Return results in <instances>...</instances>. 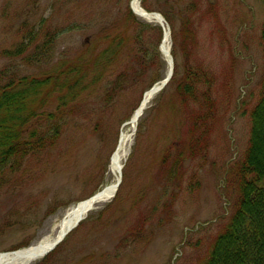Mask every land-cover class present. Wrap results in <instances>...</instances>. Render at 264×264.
Wrapping results in <instances>:
<instances>
[{
  "label": "rangeland",
  "instance_id": "rangeland-1",
  "mask_svg": "<svg viewBox=\"0 0 264 264\" xmlns=\"http://www.w3.org/2000/svg\"><path fill=\"white\" fill-rule=\"evenodd\" d=\"M129 2L0 0V52L40 27L52 37V62L25 66L17 60L23 75L45 74L60 61L100 51L106 43L101 26L128 41L114 75L103 78L92 96L61 109L66 121L55 144L26 158L3 180L0 253L54 238L68 209L114 180L110 158L121 137L122 184L114 197L88 212L51 253L32 264H200L230 220L238 197L234 169L247 148L250 113L262 89L264 4L138 0L142 9L141 2L153 13L166 14L167 27L174 28L170 58L176 73L132 126L135 108L166 73L167 63L153 30L140 43L132 39L137 25L125 22ZM186 24L191 38L182 42ZM3 58L0 70L8 65ZM189 66L212 76L209 86H198L209 89L210 103L200 92L196 104L178 94L176 85L188 76ZM117 81L124 88L106 102L105 85ZM56 107L51 100L45 109ZM175 146L182 149L167 158Z\"/></svg>",
  "mask_w": 264,
  "mask_h": 264
},
{
  "label": "trees",
  "instance_id": "trees-1",
  "mask_svg": "<svg viewBox=\"0 0 264 264\" xmlns=\"http://www.w3.org/2000/svg\"><path fill=\"white\" fill-rule=\"evenodd\" d=\"M141 6L147 11L153 9L143 2ZM161 15L170 23L166 14ZM125 22L137 25L133 40L140 43L141 38H144L143 34L153 30L159 44L162 36L159 26L139 21L129 10L126 12ZM39 29L34 35L22 38L18 44L4 50L0 55L11 60L20 59L25 66H40L52 62L49 37L47 34L40 36L42 28ZM174 35V28L171 26L173 39ZM182 37L185 42L189 41L184 39V33ZM102 40L106 42L104 48L91 55V60L82 55L76 60L82 66L80 73H74L73 69L68 70L61 62L53 66L50 72L38 76H22L11 65L0 70V189L3 180L10 179L26 158L55 144L61 134L62 124L66 121L61 109L66 108L70 102L77 103L76 99L80 96H92L107 73L114 75V64L125 53L128 41L120 34L105 36ZM261 44L264 59V22L261 28ZM155 50L160 62V55ZM126 52L131 57L132 51ZM146 55L145 50L143 57L147 59ZM109 64H112L109 72L102 74L100 67H107ZM89 68L93 70L90 71ZM198 70L201 69L195 70L193 66H189L186 69L188 76L180 80L176 90L186 100L196 99L197 92H200L202 101L208 104L211 101L209 89L200 90L199 87L209 86V76ZM173 78L174 76L171 82ZM113 84L105 85V100L109 99L106 97ZM51 100L57 103L53 112L45 109ZM199 121L200 118L194 121V128ZM234 171L239 190L233 214L201 264H264V75L260 97L250 113L247 148Z\"/></svg>",
  "mask_w": 264,
  "mask_h": 264
},
{
  "label": "bare ground",
  "instance_id": "bare-ground-1",
  "mask_svg": "<svg viewBox=\"0 0 264 264\" xmlns=\"http://www.w3.org/2000/svg\"><path fill=\"white\" fill-rule=\"evenodd\" d=\"M261 1L264 4V1L263 0H261ZM129 3H130V5L127 6V8H128L127 11L129 10V11H131V13L133 15L135 14L134 17L137 16V17L142 18L144 20L154 21L158 24L163 25V36H162V40L160 42L159 49H160L162 56L165 57L166 63H167L166 73L163 74V76H159L155 79V85L144 93L140 104L135 108V110L132 114V117L130 118V124L132 126H134L137 123L140 116L142 115V113L145 110L149 101L155 96V94L158 91H160V89H162L163 87L167 86L170 83L171 78L175 75L176 72H175V68H173L171 58H170V44H171L170 31L164 25L162 18L160 16H158V13L157 14L152 13V12L147 13L146 11H144L140 7L138 0H131V2H129ZM189 30L190 29L187 25L184 26V39L185 40L190 39V37H189L190 31ZM37 31H31L28 34H29V36H31V34L34 35ZM100 32H102L101 33V35H102L101 40L105 36L111 37V33L106 31V28H104L102 26L100 28ZM40 35H45V34H42V32H41ZM36 38H38V37H36ZM260 38H261V34H260ZM48 41L50 42V44L52 46V49L50 50L51 55L54 56L52 37H50ZM182 42H183V39H182ZM3 51L4 50H2L0 52V54L3 53ZM5 51H6V49H5ZM93 54H94V52L92 50L87 51L88 60H91L93 58V56H91ZM2 57H4V56H2ZM4 58H5V60L8 61L7 66L11 65V66L17 68L18 73L20 75L24 76L23 74L20 73L19 65L17 64V60H19V62L21 63L20 59L11 60V59H8L6 57H4ZM61 63H63L64 66L68 70L73 69L74 73L82 72V68H81L82 66L79 64L78 61L65 60ZM111 65L109 64L107 67H103V68L100 67V69L103 70L102 74L109 72L108 69L111 68L110 67ZM7 66H5V67H7ZM88 70L91 71L93 69L89 68ZM107 75H108V73H107ZM107 75H106V77H107ZM103 78H105V77H103ZM212 81H213V78H212V76L209 75L207 82L211 83ZM122 84H123V82H120V81H117L115 84H113V87H112L110 93L106 97V98H109V99H106L107 102L109 100H111L112 98H114L118 91H120L121 89L124 88ZM192 100L194 102L196 101V103H197V99L193 98ZM249 119H250V117H249ZM201 126L204 127V124L201 123ZM248 140H249V138H248ZM123 142H124V139H123V137H121L116 150L113 152V154L111 155V158H110L109 167H110L111 173L114 176V180L112 182H110L109 184H107L106 186H104L103 188L98 190L90 198L82 200V201L78 202L76 205L72 206L70 209H68L65 212L64 216L62 217V219L60 220L58 231H57V234L54 238L44 239L42 241H39L36 244H33L31 246H28V247H25V248H22L19 250H16L14 252L0 253V264H32V263L40 260L41 258L46 256L48 253L52 252L55 248L54 247L55 243L58 242L59 240H63L85 218V216L87 215L88 212H90L92 209H94L99 204L107 202L111 198H113L117 192L118 187H119V184H120L119 182H121L120 175H121L122 166H121L120 161L124 155ZM173 149H176V150L174 152L172 151V153L170 150H168L170 153L167 155V158H170V157L172 158L178 152V150H181L182 148L176 147ZM181 171H182V169H181ZM233 183H234V188L237 189V191H238L239 190V182L233 180ZM121 184H122V182H121ZM223 230H224V228L220 231V234L223 232ZM214 240H213V242H214ZM213 242L211 243L209 250L211 249ZM208 254H207V257H208ZM204 261H205V259L202 262H204Z\"/></svg>",
  "mask_w": 264,
  "mask_h": 264
}]
</instances>
